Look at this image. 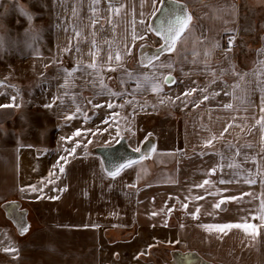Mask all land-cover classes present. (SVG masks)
Masks as SVG:
<instances>
[{
    "label": "rangeland",
    "instance_id": "1",
    "mask_svg": "<svg viewBox=\"0 0 264 264\" xmlns=\"http://www.w3.org/2000/svg\"><path fill=\"white\" fill-rule=\"evenodd\" d=\"M261 3L263 7L258 13L264 19V0ZM46 4L47 0H0V83L3 84L0 87V103L7 101L15 105L7 108L12 112L0 111L3 112L0 113V145L25 142L27 139L35 143V136L41 137V133L47 140L55 126L59 137L57 143L44 144L43 147L58 146L64 137L71 135L74 136L73 146L78 148L77 151L87 149L89 156L80 162L87 169L86 177L90 178L91 175L108 188L104 186L102 198L95 201L96 205L103 202L108 207H116L111 209L115 211L127 204L126 198L113 195L110 190L111 187L116 188L120 179H126L124 191L130 193L129 203L133 199V192L138 195V191L141 193L142 190L151 192L155 203L173 194L185 199L182 205L175 204L174 207L178 201L173 197L171 200L167 198L166 202L172 207L167 208L168 213L159 228L141 231L140 224L133 220L135 215L129 212L127 215L130 218L125 217L122 221L124 224L109 225L115 227L103 235L105 239L101 242L109 247L105 246L104 252L98 249L95 241H90L93 242L90 246L96 245V249H87L90 242L85 245L82 239L76 240L79 245H72L74 251L86 249L80 252L89 253L91 264H96L97 251L104 253L106 264H191L186 261L189 255L207 264H264V220L261 219L264 215V152L259 151L260 147L264 148V143L246 144L242 135L236 134L213 141L210 146L205 145L199 150L187 146L183 140V124L188 123L186 117L192 114L183 113L174 100L163 107L162 104L166 102L161 104V100L154 102L156 99H143V96L135 99L138 96L132 95L133 92L122 90V84L131 87L132 82L117 80V70L104 72L106 80L102 81L106 89L101 88L99 73L94 69L90 70L94 73L91 78L69 77L57 83L53 79L57 71L67 76L68 71L73 72L75 68L77 72H82L87 65L54 62L50 17L47 18L43 7ZM142 69L141 65L139 70ZM102 71L99 69V72ZM66 80L68 83L64 86L62 82ZM175 81L180 83L179 80ZM179 86L177 84V88ZM51 87L60 95L52 96L49 93ZM108 90L118 95H109ZM66 96L76 102L72 111L74 115L70 114L71 111L58 109L56 103L52 102V99L62 100L61 97ZM12 97H15L14 101ZM214 97L210 98L211 102ZM121 99V106H118L116 102ZM215 99L223 101L221 98ZM109 103L114 107L109 108ZM49 104L53 106L47 107ZM151 104L161 111L148 114ZM164 114L174 124L170 118L161 117ZM68 117H72V120ZM168 123H172L171 127L166 126ZM78 131L80 135H75ZM145 138L147 141L139 147ZM150 143H153L154 152ZM119 144L141 157H137L131 167L124 168L113 179L107 175L98 150ZM137 148L140 151L134 150ZM180 155H188L189 158L181 159ZM193 156L199 161L198 168H191V173H197L195 179L191 177L194 174L188 173ZM185 163L187 168L182 177L188 176L193 182H181L178 186L177 164L183 166ZM205 181L208 183L205 184ZM210 187L215 189L209 190ZM209 191L213 197H210ZM11 200L19 201L10 198L0 200V264H65L64 256L73 252L68 245L65 254L62 243L63 239L67 241L68 237L74 235L75 224L61 223L56 225V230H48L53 226L38 222L36 217L42 213L37 212L31 202L23 200L19 201L18 210L27 212L25 221L29 230L22 234L6 218L3 210ZM226 224H239L242 227L217 230L218 226ZM247 225L253 227H245ZM127 243H138L142 249L135 252L120 250L121 244ZM7 248L16 251H5ZM36 253H43L45 257ZM107 254L111 256L107 257ZM31 257L33 261H26Z\"/></svg>",
    "mask_w": 264,
    "mask_h": 264
},
{
    "label": "crops",
    "instance_id": "2",
    "mask_svg": "<svg viewBox=\"0 0 264 264\" xmlns=\"http://www.w3.org/2000/svg\"><path fill=\"white\" fill-rule=\"evenodd\" d=\"M110 3L113 8L119 9L118 13L109 8ZM155 6L161 7L162 11L156 12L153 16V0H98V3H93V0H47V4L43 7L47 18L50 17L51 47L53 57L56 58L54 62L64 65H88L95 62L97 68L103 70L98 71L100 80H106L104 72H111L108 69L114 68L117 70L115 72L117 80L132 82H129L131 87L122 84V90L128 93L136 89V80L128 78L129 72L134 75L155 72L157 77L170 75L174 82L162 84V91L153 92L148 85H145L134 95L138 96L135 99L143 96V99H156L154 102L161 100L159 101L161 104L166 102L162 104L163 107H167V104H171L169 101L174 100L175 105L179 106L183 113L192 114L186 117L188 123L183 124V140L187 146L199 150L209 140L218 141L225 136L236 134L242 135L246 144L253 142L262 145L264 126L258 123L264 120V111H262L264 108V75H262L264 19H261L258 13L260 7H263L261 0H165L163 5L157 0ZM181 8H185L192 17L188 29L177 42L175 51L163 53L159 61H154L157 65L163 62L171 64L172 67L158 69L143 67L139 70L141 59L144 56L156 55L163 44L161 37L157 36L149 25L159 27L162 22L166 25L179 14ZM73 10L76 12L75 15ZM141 20L144 21L143 24L140 23ZM93 21H97L94 27ZM77 32L80 33L79 36L76 35ZM134 34L137 37L143 35L144 39L134 40ZM230 40L231 42L235 40L233 43L236 47L224 50L223 42ZM117 52L121 56L120 61L114 58ZM110 54L113 57L111 61L108 59ZM84 68L82 72H77L74 68L70 78L84 76L88 79L94 76L90 71L91 68L87 66ZM70 78L57 71V76L53 79L59 83L60 80ZM175 80H179L180 83H176ZM177 84H180L178 88ZM237 84L239 87H235ZM49 93L52 96L60 95L53 87ZM185 93L191 94L185 95ZM209 93L215 94V97L207 95ZM205 97L207 99H204ZM213 97L214 100L211 102L210 98ZM215 98H221L223 101ZM61 99L56 101L52 99V102L56 103L58 109H65V112L71 111L70 114H73L75 100L68 99L67 96ZM117 101V105L121 106L122 99ZM8 104L10 103L7 101L0 103V105ZM228 104L232 107L226 108L225 105ZM7 108L11 107H0V111L12 112V109ZM160 111L154 104L148 109V114ZM161 117L168 116L164 114ZM172 123L174 124L173 120ZM172 123L166 126L171 127ZM56 131L55 126L52 127L51 135L47 140L43 137L44 133H41V137L36 135L35 143L27 139L25 142L17 141L0 145V200L10 198L19 199L20 202L23 200L31 202L30 204L37 208L36 211L42 213L36 217L39 219L38 222L53 226L48 230H56V225L61 223H74L77 227L74 228V235L68 237L67 241L63 239L62 243L65 254L68 252L65 249L68 245L73 252L64 256L65 264H91L88 259L90 255H87L89 253L80 252L87 251L86 249L74 251L73 246L79 245L76 240L82 239L85 245L95 241L98 249L104 252L108 246L101 242L105 239L103 235L108 229L115 227L109 225H117L123 223L125 217L130 218L127 213L132 212L135 215L133 220L140 224L141 231L149 232L151 231L149 228L156 229L164 223L168 213L167 208L172 207L166 202L167 198L171 200L173 197V200H177L178 202L174 203L177 206L185 202L184 198L173 194L165 197L164 201H159L162 204H158L159 202L152 201L151 192L142 190L141 193L138 191V195L133 192L132 202L129 203L130 193L124 191L126 179L119 178L121 181L116 188L111 187L110 190L113 195H121L122 199H127L124 201L130 204V211H125V214L121 211V207L113 211L111 209L116 207H108L103 202L98 205L94 203L92 208L88 207V203L102 198V191L106 185L91 175L90 178L86 177L87 169L85 170L80 162L88 157L89 153L87 149L77 151L78 148L73 146L74 136L67 135L58 146L43 147L44 144L57 143L59 137ZM146 141L147 138L143 139L139 147ZM152 145L153 143L151 149ZM73 148H75L74 154L69 155ZM260 148L259 151L264 152V148ZM180 156L181 159L189 158L188 155ZM61 157H65L68 162L65 163ZM196 160V156L191 158L189 174H194L191 173L192 166L199 167V161ZM180 164L179 166L177 164L178 183L176 184L179 186L181 182L192 183L193 179L190 181L188 176L182 177V173L187 168L186 163L183 166ZM61 166L64 168L62 173ZM196 174L191 177L195 179ZM199 177L200 175L197 178ZM94 178L96 183L92 180ZM33 188L35 191L32 190ZM181 190L183 191L184 187ZM17 194H19L18 198H16ZM210 197L213 195L211 194ZM19 201L11 200L5 206L14 204L19 208ZM124 205H122L123 209ZM98 206H101L102 210L98 209ZM21 210L27 214L25 210ZM91 243L93 242H90L86 248L96 249V245L90 246ZM126 249L135 252L142 248L138 243L121 244L120 250ZM36 254L43 255V253ZM103 256L104 253L97 251L96 264H106ZM110 256L107 254V257ZM27 260L33 261L34 258ZM115 264L124 263L115 262Z\"/></svg>",
    "mask_w": 264,
    "mask_h": 264
},
{
    "label": "snow or ice",
    "instance_id": "3",
    "mask_svg": "<svg viewBox=\"0 0 264 264\" xmlns=\"http://www.w3.org/2000/svg\"><path fill=\"white\" fill-rule=\"evenodd\" d=\"M165 2V0H159V3L161 5H163ZM93 3H98V0H93ZM157 0H153V12L152 15L154 16L156 14V12H160L162 11L161 7H156ZM109 8H111L114 12L118 13L119 9L118 8H113V6L111 5V3L109 4ZM76 12L75 10H73V15H75ZM191 15L186 11L185 8H181L179 10V14L175 15L173 20H169L168 23L166 25H164V23L162 22L161 25L159 27H153L151 25H149V28L155 32V34L159 37H161V39L163 40V44L160 46V49L158 51V53L154 56H144L140 63L143 67L146 68H171L172 65L171 64H165L163 62H161L159 65L155 64L154 61H159L160 60V55L163 53H171L173 51H175L176 48V44L177 42L180 40L181 36L185 33V31L188 29L190 23H191ZM97 21H93V27L95 25ZM141 24L144 23L143 20L140 21ZM77 36L80 35L79 32L76 33ZM144 39L143 35L137 37L135 34L133 35V39ZM229 43H231V40L229 41ZM93 47H95V41L92 42ZM218 46V45H215ZM130 54V53H128ZM195 54V53H194ZM115 60L120 61L121 60V56L120 54L117 52L115 54ZM109 61H111L113 59L112 55H109ZM88 68L94 69L96 71H99V69L97 68V65L95 62L90 63L87 65ZM78 70V69H77ZM109 71H115L114 68H109ZM73 75V73L71 71H69L67 73L68 77H71ZM262 75H264V72H262ZM128 78L131 79H135L136 80V89L133 90V95L136 91H139L140 89L144 88L145 85H148L151 89V91L153 92H160L162 91V84H168L171 82H174L173 78L170 75L167 76H162V77H157L155 75V72H152L150 74H140V75H134L133 73H127ZM241 79H243V77H241ZM68 81L66 80L65 85L67 86ZM3 84L0 83V87H2ZM100 86L101 88H107L106 85L103 84V81L101 79L100 82ZM235 87H239V84L235 85ZM109 93L111 95H118L117 93H112L111 90H108ZM191 93H185V95H190ZM218 94V93H217ZM204 99H207V97H205ZM12 100H15V97H12ZM128 103H131V101H127ZM89 103H91V101H89ZM15 105L13 104H8V105H0V107H13ZM52 104L47 105V107H52ZM102 105H95V107H101ZM109 108L114 107L113 104L109 103L108 104ZM226 108H231L232 105L228 104L225 105ZM77 111H79V108H77ZM262 111H264V108H262ZM72 117H68V119H71ZM261 123L262 126H264V120L258 122ZM229 127H231V125H229ZM75 135H80V132L78 131ZM213 139H215V137H213ZM211 140L206 142V146H210L211 145ZM135 151H140L139 148L135 149ZM152 151L154 152L155 149L153 148ZM75 152V148L72 149V151L69 153V155L74 154ZM144 157H142L143 159ZM62 160L65 161V163H67V159L65 157H61ZM133 161H129L127 164L125 165H120L116 170L114 171H109L107 173L108 176L112 177L113 179L118 176L120 174V172L127 167H131ZM230 167L232 165H229ZM64 171V168L61 166L60 167V172L62 173ZM212 172H215V169L212 170ZM254 182V181H253ZM205 184L208 183V181L204 182ZM33 191H35V188L32 189ZM217 207H219V205H217ZM262 209H264V202H262ZM261 219L264 220V215L261 216ZM231 227H242V225H223V226H218L219 231H223L224 229L227 228H231ZM245 227H253L252 225H247ZM28 227L21 225V231L22 234L26 233L28 231ZM5 251H11V252H15L16 249L14 248H7L5 249Z\"/></svg>",
    "mask_w": 264,
    "mask_h": 264
},
{
    "label": "water",
    "instance_id": "4",
    "mask_svg": "<svg viewBox=\"0 0 264 264\" xmlns=\"http://www.w3.org/2000/svg\"><path fill=\"white\" fill-rule=\"evenodd\" d=\"M98 152L101 155L108 172L114 171L120 165H124L129 161H134L137 157H139L138 154L136 155L133 151L124 148L123 144L101 148ZM4 211L6 217L13 222L17 230L22 232L21 225L26 226L25 212L18 210L14 204L12 206H6Z\"/></svg>",
    "mask_w": 264,
    "mask_h": 264
},
{
    "label": "bare ground",
    "instance_id": "5",
    "mask_svg": "<svg viewBox=\"0 0 264 264\" xmlns=\"http://www.w3.org/2000/svg\"><path fill=\"white\" fill-rule=\"evenodd\" d=\"M94 183H96L95 181V178L92 179ZM98 192H100V189L98 190ZM131 202V201H130ZM94 203L95 202H91V203H88L87 206L92 208L94 206ZM98 209L102 210L101 206H98L97 207ZM134 208V207H133ZM122 212H124L126 214L125 211H130V204H126L124 205V209L123 208H120ZM186 261L190 262L191 264H207L205 263L203 260L197 258L196 256L194 255H189L187 258H186Z\"/></svg>",
    "mask_w": 264,
    "mask_h": 264
},
{
    "label": "built area",
    "instance_id": "6",
    "mask_svg": "<svg viewBox=\"0 0 264 264\" xmlns=\"http://www.w3.org/2000/svg\"><path fill=\"white\" fill-rule=\"evenodd\" d=\"M235 47H236V45L233 42H231V43H229V41L223 42V49L224 50L234 49Z\"/></svg>",
    "mask_w": 264,
    "mask_h": 264
}]
</instances>
